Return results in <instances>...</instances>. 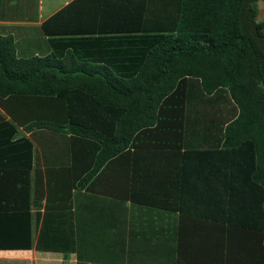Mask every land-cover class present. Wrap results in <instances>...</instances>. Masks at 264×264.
I'll list each match as a JSON object with an SVG mask.
<instances>
[{
  "label": "trees",
  "instance_id": "obj_1",
  "mask_svg": "<svg viewBox=\"0 0 264 264\" xmlns=\"http://www.w3.org/2000/svg\"><path fill=\"white\" fill-rule=\"evenodd\" d=\"M259 1L70 6L43 24L45 35L66 45L44 56H19L14 38L0 34V184H9L11 208L18 195L26 200L23 241L0 243V250L33 248L35 205L44 209L39 250L68 257L75 231L72 239L46 237L49 214L61 215L76 191L97 185L111 197L180 216L187 240L213 225L225 231L215 264L231 247L234 264H264ZM20 128L69 137L72 165L35 170L34 144L19 137ZM116 165L132 169L121 196L104 187ZM247 235L249 252L238 246Z\"/></svg>",
  "mask_w": 264,
  "mask_h": 264
},
{
  "label": "crops",
  "instance_id": "obj_2",
  "mask_svg": "<svg viewBox=\"0 0 264 264\" xmlns=\"http://www.w3.org/2000/svg\"><path fill=\"white\" fill-rule=\"evenodd\" d=\"M115 1L0 0V34L14 38L19 56H44L55 50L62 52L65 42H57L61 40L59 36L52 38L42 32L46 21L70 6L72 9H122V5H115ZM83 25L88 28L87 21ZM52 39H56L55 45ZM22 136L30 138L34 144L35 170L72 165L73 145L69 137L49 130L31 133L20 128L19 137ZM131 167L116 165L112 181L104 187L112 188L121 196V191L130 184ZM8 185L0 184V213L13 212L21 217L13 213L0 217V243L12 244V239L17 237L20 243L25 232V227H20L26 218V200L23 195L21 199L18 195L15 207L11 208ZM92 190L94 192L85 188L76 191L70 209L59 216L50 213L47 219L46 237L72 239V231H75V245L68 257L63 252L39 250L44 209L32 205L33 248L0 250V264H151V261L153 264H215V245L227 241L225 231L216 230L214 225L212 229L193 231L187 240L180 229V216L111 197L99 192L104 190L102 186L96 185ZM242 243L244 250L249 252L248 235L238 246ZM232 252L233 247L223 251L225 258L221 264H234ZM155 258L162 260L156 261ZM244 261L250 262L249 259Z\"/></svg>",
  "mask_w": 264,
  "mask_h": 264
},
{
  "label": "rangeland",
  "instance_id": "obj_3",
  "mask_svg": "<svg viewBox=\"0 0 264 264\" xmlns=\"http://www.w3.org/2000/svg\"><path fill=\"white\" fill-rule=\"evenodd\" d=\"M264 21V0L259 1V16L257 18V22ZM156 261L162 260L161 258H155ZM154 261H151L153 264Z\"/></svg>",
  "mask_w": 264,
  "mask_h": 264
}]
</instances>
